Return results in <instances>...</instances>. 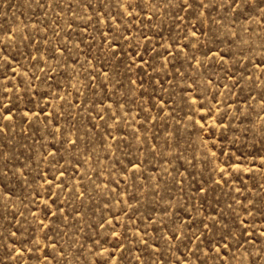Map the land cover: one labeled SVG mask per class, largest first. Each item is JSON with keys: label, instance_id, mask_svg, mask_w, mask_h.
I'll return each instance as SVG.
<instances>
[{"label": "rangeland", "instance_id": "obj_1", "mask_svg": "<svg viewBox=\"0 0 264 264\" xmlns=\"http://www.w3.org/2000/svg\"><path fill=\"white\" fill-rule=\"evenodd\" d=\"M0 264H264V0H0Z\"/></svg>", "mask_w": 264, "mask_h": 264}, {"label": "snow or ice", "instance_id": "obj_2", "mask_svg": "<svg viewBox=\"0 0 264 264\" xmlns=\"http://www.w3.org/2000/svg\"><path fill=\"white\" fill-rule=\"evenodd\" d=\"M189 7H190V5H189Z\"/></svg>", "mask_w": 264, "mask_h": 264}]
</instances>
